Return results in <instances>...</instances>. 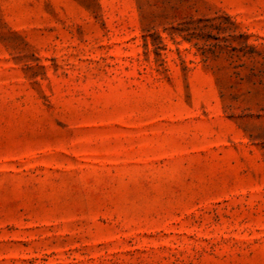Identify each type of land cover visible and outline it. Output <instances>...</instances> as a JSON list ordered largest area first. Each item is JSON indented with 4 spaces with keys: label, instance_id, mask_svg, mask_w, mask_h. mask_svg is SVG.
Returning <instances> with one entry per match:
<instances>
[{
    "label": "rangeland",
    "instance_id": "rangeland-1",
    "mask_svg": "<svg viewBox=\"0 0 264 264\" xmlns=\"http://www.w3.org/2000/svg\"><path fill=\"white\" fill-rule=\"evenodd\" d=\"M0 264H264V0H0Z\"/></svg>",
    "mask_w": 264,
    "mask_h": 264
}]
</instances>
